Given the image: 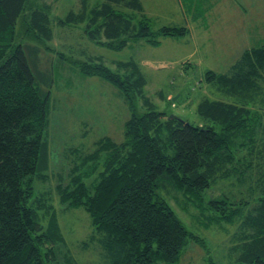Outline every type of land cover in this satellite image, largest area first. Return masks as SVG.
Instances as JSON below:
<instances>
[{
  "label": "trees",
  "instance_id": "1",
  "mask_svg": "<svg viewBox=\"0 0 264 264\" xmlns=\"http://www.w3.org/2000/svg\"><path fill=\"white\" fill-rule=\"evenodd\" d=\"M28 2L0 0V264H79L51 191L36 187L47 180L41 169L49 166L51 76L38 68V47L14 39L20 19L35 39L51 40L53 29L51 5L39 0L25 15ZM58 23L84 24L91 41L115 48L130 39L155 45L158 35L188 33L185 25L153 32L141 0H80V8L69 9ZM113 63L115 70L87 54L79 69L120 89L132 111L124 138L103 136L87 152L69 149L67 180L54 185L67 207L88 212L97 264H177L189 242L201 239L170 200L199 224L235 227L227 264H264V42L243 50L226 72L205 71L215 95L197 102L204 124L159 109L146 94L136 60ZM133 96L141 99L142 114L133 111ZM220 179L245 187V195L207 194Z\"/></svg>",
  "mask_w": 264,
  "mask_h": 264
},
{
  "label": "rangeland",
  "instance_id": "2",
  "mask_svg": "<svg viewBox=\"0 0 264 264\" xmlns=\"http://www.w3.org/2000/svg\"><path fill=\"white\" fill-rule=\"evenodd\" d=\"M44 1L51 5L52 39H35L21 27V19L14 39L37 46L38 68L51 76L47 88L50 91L49 166L41 169L47 180L38 182L36 187L51 191L60 228L78 263L97 264L88 212L82 207H67L60 201L54 185L56 180H67L68 155H72L69 149L91 151L103 136L123 140L124 122L132 111L117 86L99 76L83 74L79 65L87 54L101 57L111 70H115L114 60L132 58L140 64L146 77V94L159 109L192 124H204L196 112L197 102L203 96L215 95L204 81V73L207 69L226 72L243 50L264 42V0H141L153 32L162 26L185 25L188 33L182 37L158 35L155 45L145 38L130 39L123 48L91 41L84 24L58 23L69 9L80 8V0ZM100 1L88 0V3L94 5ZM36 3L39 0H29L24 14ZM133 16L138 21L139 15ZM160 93L165 99H161ZM132 100L133 111L142 114L145 108L141 99L133 96ZM241 191L245 195V187L233 180L220 179L211 185L207 194L226 195L235 200L241 198ZM170 202L187 229L201 239L189 242L177 264H207L209 260L229 263L228 249L235 227L204 226L192 221L174 200Z\"/></svg>",
  "mask_w": 264,
  "mask_h": 264
},
{
  "label": "water",
  "instance_id": "3",
  "mask_svg": "<svg viewBox=\"0 0 264 264\" xmlns=\"http://www.w3.org/2000/svg\"><path fill=\"white\" fill-rule=\"evenodd\" d=\"M169 117H175V118H177L178 116L175 115V114H173V113H171V114H169ZM178 118H179V117H178Z\"/></svg>",
  "mask_w": 264,
  "mask_h": 264
}]
</instances>
